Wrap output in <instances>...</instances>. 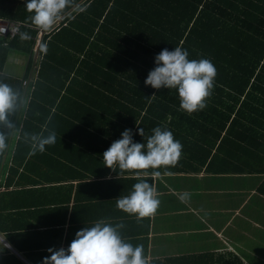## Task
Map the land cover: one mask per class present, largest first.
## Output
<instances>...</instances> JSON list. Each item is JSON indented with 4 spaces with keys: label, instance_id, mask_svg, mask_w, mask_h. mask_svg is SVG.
<instances>
[{
    "label": "trees",
    "instance_id": "obj_1",
    "mask_svg": "<svg viewBox=\"0 0 264 264\" xmlns=\"http://www.w3.org/2000/svg\"><path fill=\"white\" fill-rule=\"evenodd\" d=\"M30 15L25 0H0V18L23 24L0 47V69L8 50L16 49L29 56L24 78L41 31ZM177 46L189 59H210L217 70L207 106L191 115L180 109L177 90L144 84L155 55ZM38 53L37 78L12 152L10 173L20 175V183L35 158L27 134L47 135L50 129L55 142L103 153L96 144L121 138L126 128L134 142L146 143L160 126L181 142L182 154L175 166L148 169L149 174L204 165L209 171L219 165L217 171L264 173V0H72L60 22L43 31ZM12 83L21 99V82ZM10 130L0 125V131ZM255 144L260 170L241 163ZM234 157L237 165L229 163Z\"/></svg>",
    "mask_w": 264,
    "mask_h": 264
},
{
    "label": "crops",
    "instance_id": "obj_2",
    "mask_svg": "<svg viewBox=\"0 0 264 264\" xmlns=\"http://www.w3.org/2000/svg\"><path fill=\"white\" fill-rule=\"evenodd\" d=\"M7 46L0 43L1 48ZM28 58L8 50L0 81L12 87V81L23 79L33 84L37 61L33 57L24 78ZM14 68L21 70L20 77L12 73ZM25 89L20 88L14 127L4 132L8 151L0 155V264H42L50 255L47 249H67L78 230L101 219L122 223V238L134 246L142 244L150 264H264L263 171L223 172L217 171L219 165L209 171L204 165L160 177L142 174L140 178L157 189L160 205L154 216L141 220L116 207V199L129 194L138 182L136 175L110 170L103 165L102 153H81L75 142H55L46 145L55 150L45 146V151L36 152L23 173L25 182L20 183L21 176L10 171L15 169L12 152L30 98L28 94L23 104ZM111 143L96 146L107 149ZM252 149L241 163L256 164L260 170V159L254 156L259 146ZM229 163L237 165L239 159ZM184 192L191 198L182 203L179 196Z\"/></svg>",
    "mask_w": 264,
    "mask_h": 264
},
{
    "label": "clouds",
    "instance_id": "obj_3",
    "mask_svg": "<svg viewBox=\"0 0 264 264\" xmlns=\"http://www.w3.org/2000/svg\"><path fill=\"white\" fill-rule=\"evenodd\" d=\"M71 3L72 0H25V8L31 14L28 19L41 30V35L63 18L65 9ZM41 36L36 40V47ZM154 63L155 67L144 80L145 85L157 90H177L179 107L189 115L207 106L217 75L210 59H189L188 51L177 46L172 50L162 49L155 55ZM18 101L19 92L10 84L0 81V125L9 129L14 127L9 116L17 110ZM137 133L144 137L143 128H138ZM151 133L146 143L134 142L132 130L126 128L121 138L113 141L102 153L105 167L114 172H117V168L121 173L133 172L138 178L129 194L116 199L117 209L134 215L137 220L154 216L160 205L157 189L146 179L140 178L141 175H149L148 169L175 166L183 149L181 142L167 128L157 126ZM27 135L32 139V154L45 151V146L54 144L56 140L55 131L51 129L47 130V135ZM8 148V136L0 131V155L6 153ZM151 175L160 177L161 173L153 171ZM190 198L189 192L179 196L182 203ZM123 227L122 223L112 224L101 219L90 227L78 230L67 249H47L50 255L42 259V264H150L142 244L134 246L122 238L120 230Z\"/></svg>",
    "mask_w": 264,
    "mask_h": 264
},
{
    "label": "built area",
    "instance_id": "obj_4",
    "mask_svg": "<svg viewBox=\"0 0 264 264\" xmlns=\"http://www.w3.org/2000/svg\"><path fill=\"white\" fill-rule=\"evenodd\" d=\"M21 26H23V24L20 22L0 18V43L3 46H7L9 41L20 33V27ZM34 51H35V53H37L36 57H35V61H36L37 56L39 55L38 47H36V49L34 47ZM37 70H38V65L36 67L35 74H37V72H38ZM36 77H37V75H36ZM35 80H34V82H35ZM21 86L27 88L29 91V94H31L32 90L34 89L33 84L30 85V80H27V79H23L21 81Z\"/></svg>",
    "mask_w": 264,
    "mask_h": 264
},
{
    "label": "rangeland",
    "instance_id": "obj_5",
    "mask_svg": "<svg viewBox=\"0 0 264 264\" xmlns=\"http://www.w3.org/2000/svg\"><path fill=\"white\" fill-rule=\"evenodd\" d=\"M55 25H56V24H55ZM40 36H41V35H40V33H39V35H38V37H37V40L39 39ZM35 49H36V45H35ZM36 54H37V53H35V51H34V55H33V57H36ZM19 68H20V67H19ZM19 68H14L13 70H11V69H10V70L12 71V73H13L14 75L20 77V75H21V70H20ZM28 94H29V91H28V89L26 88L25 91H24V96L22 97V102H23V100H24L23 104H25V99H26V97H27ZM22 106H23V105H22ZM20 108H21V107H20ZM23 112H24L23 109H21L20 114H22ZM246 246L250 247V245H246Z\"/></svg>",
    "mask_w": 264,
    "mask_h": 264
},
{
    "label": "water",
    "instance_id": "obj_6",
    "mask_svg": "<svg viewBox=\"0 0 264 264\" xmlns=\"http://www.w3.org/2000/svg\"><path fill=\"white\" fill-rule=\"evenodd\" d=\"M41 35H43V33H41Z\"/></svg>",
    "mask_w": 264,
    "mask_h": 264
}]
</instances>
